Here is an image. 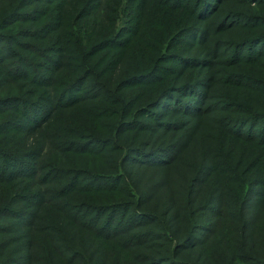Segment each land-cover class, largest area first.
Here are the masks:
<instances>
[{
	"label": "trees",
	"instance_id": "16d2710c",
	"mask_svg": "<svg viewBox=\"0 0 264 264\" xmlns=\"http://www.w3.org/2000/svg\"><path fill=\"white\" fill-rule=\"evenodd\" d=\"M226 1L0 0V264H264V0Z\"/></svg>",
	"mask_w": 264,
	"mask_h": 264
},
{
	"label": "rangeland",
	"instance_id": "374dc122",
	"mask_svg": "<svg viewBox=\"0 0 264 264\" xmlns=\"http://www.w3.org/2000/svg\"><path fill=\"white\" fill-rule=\"evenodd\" d=\"M248 3H250L251 6L254 5L253 0H248ZM212 5L216 6L217 8L216 13L211 17L213 18L212 26L214 27L217 26L216 28L218 29L220 28V25L228 26V25H231L232 23L235 24V22L238 21V19L235 16L228 15L230 11L228 9L230 7L234 8L232 11H235L237 8H239V4L236 3L234 0H227L225 3H223V5H219V3L217 4L212 3ZM158 13H159L158 10H154L150 12L149 14H145L142 18H145V19L147 18V21H149L150 18H157ZM226 17H229V18H226ZM120 18H122V15H120ZM238 30H241V29H238ZM218 35L221 37V34L218 33ZM217 76H220V73H218Z\"/></svg>",
	"mask_w": 264,
	"mask_h": 264
}]
</instances>
